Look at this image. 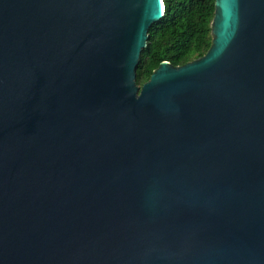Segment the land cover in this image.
I'll return each mask as SVG.
<instances>
[{"label": "water", "instance_id": "obj_1", "mask_svg": "<svg viewBox=\"0 0 264 264\" xmlns=\"http://www.w3.org/2000/svg\"><path fill=\"white\" fill-rule=\"evenodd\" d=\"M162 0H0V264H264V0L135 68Z\"/></svg>", "mask_w": 264, "mask_h": 264}, {"label": "trees", "instance_id": "obj_2", "mask_svg": "<svg viewBox=\"0 0 264 264\" xmlns=\"http://www.w3.org/2000/svg\"><path fill=\"white\" fill-rule=\"evenodd\" d=\"M162 16L147 29L135 68V83L146 81L160 61L181 65L210 44L213 0H162Z\"/></svg>", "mask_w": 264, "mask_h": 264}]
</instances>
